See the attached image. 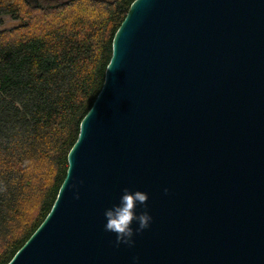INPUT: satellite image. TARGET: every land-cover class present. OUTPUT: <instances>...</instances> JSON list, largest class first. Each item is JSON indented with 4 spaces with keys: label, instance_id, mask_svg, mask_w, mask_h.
Listing matches in <instances>:
<instances>
[{
    "label": "water",
    "instance_id": "95a60500",
    "mask_svg": "<svg viewBox=\"0 0 264 264\" xmlns=\"http://www.w3.org/2000/svg\"><path fill=\"white\" fill-rule=\"evenodd\" d=\"M68 164L9 264H264V0H136ZM124 188L134 248L104 230Z\"/></svg>",
    "mask_w": 264,
    "mask_h": 264
},
{
    "label": "trees",
    "instance_id": "16d2710c",
    "mask_svg": "<svg viewBox=\"0 0 264 264\" xmlns=\"http://www.w3.org/2000/svg\"><path fill=\"white\" fill-rule=\"evenodd\" d=\"M136 0H0V264L51 212Z\"/></svg>",
    "mask_w": 264,
    "mask_h": 264
},
{
    "label": "clouds",
    "instance_id": "9594fccd",
    "mask_svg": "<svg viewBox=\"0 0 264 264\" xmlns=\"http://www.w3.org/2000/svg\"><path fill=\"white\" fill-rule=\"evenodd\" d=\"M73 196L80 199L78 186H74ZM149 199L147 192L124 188L118 200L104 210V230L115 237L117 248H134L137 237L151 228L153 216L148 208ZM133 264H139V259H134Z\"/></svg>",
    "mask_w": 264,
    "mask_h": 264
},
{
    "label": "rangeland",
    "instance_id": "374dc122",
    "mask_svg": "<svg viewBox=\"0 0 264 264\" xmlns=\"http://www.w3.org/2000/svg\"><path fill=\"white\" fill-rule=\"evenodd\" d=\"M39 0H29V2L33 5H35ZM69 0H44L45 4L49 5H56L60 3L67 2ZM111 1V0H108ZM21 25V22L13 20L9 16L1 17L0 18V32L12 30Z\"/></svg>",
    "mask_w": 264,
    "mask_h": 264
}]
</instances>
